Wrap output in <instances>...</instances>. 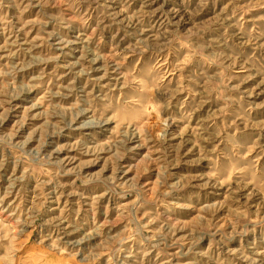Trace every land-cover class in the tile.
<instances>
[{
	"label": "rangeland",
	"instance_id": "374dc122",
	"mask_svg": "<svg viewBox=\"0 0 264 264\" xmlns=\"http://www.w3.org/2000/svg\"><path fill=\"white\" fill-rule=\"evenodd\" d=\"M0 264H264V0H0Z\"/></svg>",
	"mask_w": 264,
	"mask_h": 264
}]
</instances>
